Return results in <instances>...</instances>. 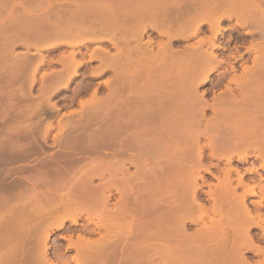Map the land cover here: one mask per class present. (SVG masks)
<instances>
[{
    "label": "bare ground",
    "instance_id": "obj_1",
    "mask_svg": "<svg viewBox=\"0 0 264 264\" xmlns=\"http://www.w3.org/2000/svg\"><path fill=\"white\" fill-rule=\"evenodd\" d=\"M61 1L0 0V264H264V0ZM240 16L261 39L253 67L229 81L238 98L228 88L209 103L198 86L219 65L222 21ZM205 26L208 37L174 48ZM62 47L57 87L88 52L100 63L91 75L113 74L107 95L79 100L71 126L53 125L44 74L32 93ZM202 146L228 164L253 155L263 174L233 186L225 172L205 206ZM59 231L64 248L51 241Z\"/></svg>",
    "mask_w": 264,
    "mask_h": 264
},
{
    "label": "rangeland",
    "instance_id": "obj_2",
    "mask_svg": "<svg viewBox=\"0 0 264 264\" xmlns=\"http://www.w3.org/2000/svg\"><path fill=\"white\" fill-rule=\"evenodd\" d=\"M62 2H63V0L61 1V3ZM244 5H246V4H244ZM245 7L250 9V10L246 9V10H248L250 12L255 10V9L250 8V5L249 6L246 5ZM244 8H243V10L245 12H248ZM243 10H242L241 7L238 8V11H243ZM242 20H243V18H242V16H240L238 19L237 18H232L229 21L223 22L222 25H229V27H233L232 30L224 32V37H227L229 39V37L231 36V38L233 40L234 36H238V35H240L241 32H244V31L248 30L249 27L246 26L247 24H245V25H243L241 27L239 26V24H241ZM205 28L206 27H204V29ZM149 34H150V32H149ZM204 35H208V32H205ZM225 35H227V36H225ZM154 36H155V34H153L151 37H154ZM202 37H203V34L202 35L200 34L197 37H193V38L189 39L188 41H184V42L181 41V42L177 43L174 46V48L177 49V50H181L182 48H184L187 45H191V44L196 43ZM246 37H247V40H249V42L245 43L247 46H250V42H253V43L260 42V39H259L260 37L259 36L255 35L254 36L255 38H250V36H246ZM145 40H147V35L144 37V41ZM220 40H223V39H220ZM230 43L231 42H227V44H230ZM100 46L103 49L107 50L110 53V55H112L111 53H113V55H115L116 52L114 51V49H111L110 46L101 45V44H100ZM93 48H94V45H91V48H89V49L91 50ZM23 51H24V48H21V46H20V48L19 47L16 48V52L17 53L21 54V52H23ZM69 51L70 50H69L68 47L67 48L62 47V49L59 48L58 50L47 54V56L45 58V63L48 61L49 58H52L54 61L53 62L51 61L52 63H49V61H48L49 64L48 63H46V64L44 63V64L41 65V67L39 68L40 70L38 69L39 71L36 73L37 75L35 76L36 80H37L36 84L32 88L33 95L37 96V95H39L41 93L40 92V86H41L40 82H41L42 74L45 75V77H44L45 79L42 78V79H44L42 81L45 82V83H43L45 87H48L49 85L50 86L52 85V87L56 86V88L50 87L51 90L54 89L55 91L53 90L51 92L52 94L49 95L50 98H49V101H48L49 105L53 104V105H56L57 108H58V110L55 113H53L52 116H51V117H53V120H54L53 121V125L54 126H57V124H58L57 121L62 122L63 125L69 123L68 126H71L70 123L72 121H74V123H75V121H76L75 119H77V115L80 114L79 113V109H80L79 108V100L88 99L90 97V95H91V92L94 89H97L99 97H104L105 95L108 94L107 92L110 90V89L108 90L109 87L107 88L106 85L104 84V82L108 81V80H111L113 78L112 71L111 70H106V69H105L106 72L103 71L104 73L101 72L100 75H97V76L91 75L90 73L93 70L96 71V70L100 69V67H99L100 63L98 62V59L95 61V58H94V60L92 59V61H89V58H88L89 56H87V55H89V52L86 53V50L84 49V50H82V52L86 53V56L84 57L85 59H81L82 61L83 60L84 61H83L82 66L79 69V76H76L75 78L73 77L71 79V81L69 82V84L67 85V87L65 85L64 86H62V85L59 86L60 83L58 84V87H57V83L58 82L56 84L53 83V81L54 82L56 81L55 79H53L54 78L53 75H55L57 72H59V70L62 69L61 68L62 66L57 62V60H58L59 55L62 52H64L66 54ZM220 52H221V50H217L215 53L219 54ZM244 56L248 57V59H247V61L245 62L244 65H246L247 67H253L252 60L255 57V53L253 54V52L248 51ZM52 59H50V60H52ZM34 61H37V60L34 59ZM221 70H223L222 67L218 68L215 71H212L210 73V75H209L208 81H206L202 85L198 86V90H197L198 93H203L205 95V98L208 100L209 103H211L215 98H218L221 95H223L227 91L226 88L232 89L233 93L237 95V98H238V95L240 93L239 89L236 86V84L229 83V81H228L232 76L229 79L217 80V83L219 85L213 86V83L215 82V77H217V76H215V74L219 73V71H221ZM241 73H242V71H241ZM241 73H240V75H241ZM58 74H60V72ZM239 76H237L236 81L237 80L241 81L240 80L241 76L240 77ZM239 81H238V83H239ZM37 100L40 101V105H41L40 107L43 108V110H45L46 109V100L44 99V97L43 98L38 97V99H36V101ZM50 106H52V105H50ZM205 115H206V119L207 120H209L213 116L211 110H207ZM46 118H50V116L47 115ZM68 120H70L71 122L68 121ZM94 126L96 127V125H93V127ZM203 128H204V124H203L202 129ZM58 133H59L58 129L55 127L54 130H52L51 135L47 139L48 144L52 143V135H55V134L58 135ZM207 140L208 139H207L206 136L205 137L201 136L199 138V141H200L201 145H204V143L206 144ZM230 141H228V142L230 143ZM208 142H209V140H208ZM202 147H203V155H205L204 164L205 165L212 164L211 167L209 168V171L210 172H214L217 175V177L221 178L222 171L220 172V170L218 168L219 167H224L225 168V166H226L225 165V161L224 160H222V161L210 160L208 158V153H209L208 149L206 147H204V146H202ZM53 151L54 150L52 148L49 150L50 153L53 152ZM32 162L34 163V161H32ZM232 164H233L234 168H237V169L242 171V169H241L242 166L237 164L235 161H233ZM130 171L132 172V171H134V169L130 167ZM210 172L209 173H203L204 183H202V181H199V184H203L202 185L203 186L202 190H208L210 187H212V185H215L217 183L216 179L212 178V176L210 175ZM233 177H235V175H233ZM94 183H98V180H95ZM205 205L208 206L209 204L205 203ZM263 212H264V210H263ZM64 235L65 234L63 232H60V231L56 232V233H54L52 235L51 241L53 242V244H56V245L58 244L59 246H62L61 248H64L66 246L67 242L65 240L63 241V239L60 238V236H64ZM96 237H97L96 235L93 236V238H96ZM51 241H50V243H51ZM260 245L264 246V243H262ZM0 251L3 252V250H0ZM51 253H52V251H51ZM73 254H74L73 251H69V252L66 253V256H69V255L71 256ZM245 255L248 258L250 257L249 259H252V260H255V261L257 259L260 260L262 258L261 256H255V258H253L254 255L252 253H247Z\"/></svg>",
    "mask_w": 264,
    "mask_h": 264
},
{
    "label": "flooded vegetation",
    "instance_id": "obj_3",
    "mask_svg": "<svg viewBox=\"0 0 264 264\" xmlns=\"http://www.w3.org/2000/svg\"><path fill=\"white\" fill-rule=\"evenodd\" d=\"M225 21H229V20L224 19L222 21V24ZM246 26H248L249 29L244 31V32H241L240 35H238V36H234L233 40H232L231 36L229 37V39L227 37H224V32L233 29V27H229V25H223L224 30L217 35L216 41H215L216 48L214 50H215V52L217 50H221V52L219 54L215 53L217 56V59L219 61V65H218L217 69L222 67L223 70H221V71H219V73L215 74V76H217V77H215V82L213 83V86L219 85L217 83V80L229 79L231 76L232 77L228 81H230L232 78L237 79V76L240 75L241 71H242V73L240 76L242 78L244 69L247 67L244 64L248 59V57L247 56L245 57L244 55L249 51L248 49L252 44L260 43V42H256V43L250 42V46H247L245 44L246 42H249V40H247L246 36H250V38H255L254 37L255 34L253 32L255 30V26L253 24H249ZM205 32H208L207 27L205 29H203V33H202L203 37L202 38L209 36V32H208V35H204ZM225 36H227V35H225ZM256 36H258V35L256 34ZM202 38H200V39H202ZM220 39H223V40H220ZM260 41H261V39H260ZM227 42H231V43L227 44ZM226 89L229 90L230 88L229 89L226 88ZM203 156L205 157V155H203ZM234 157H235V155H233V159L230 161L229 164L224 160L225 165H226L225 168L224 167L218 168L220 170V172L222 171V176L225 172H229V176H230V179L232 181L233 186L237 183L238 176H242L243 180L247 181L249 179H257L258 175L263 174L262 170L259 168L258 159L255 158L253 155H251L245 162H239L237 160V158L236 157L234 158ZM208 158L210 159L209 153H208ZM233 161H235L237 164L242 166V168H241L242 171L233 167V164H232ZM211 165L212 164H210V165L204 164V166L208 168V171H206V172L204 171L203 173H209L210 172L209 168L211 167ZM251 168L257 169L258 172L257 173H249L248 170ZM210 175L212 176V178L216 179V181H217V178L218 179L222 178V176H221V178L217 177V175L214 172H210ZM233 175H235V177H233ZM202 177H203V175H202ZM202 183H204V177H203ZM200 185L202 186L203 184H200ZM211 188L212 187H210L209 189H211ZM208 190H202V188H201V200H202V203L204 205H205V203H208L210 205V199L207 198ZM240 191H241V188L238 189V192H240ZM263 213L264 212L262 211L261 214H263Z\"/></svg>",
    "mask_w": 264,
    "mask_h": 264
}]
</instances>
